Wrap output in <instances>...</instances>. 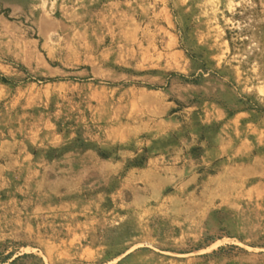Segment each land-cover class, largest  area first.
I'll use <instances>...</instances> for the list:
<instances>
[{
	"label": "rangeland",
	"instance_id": "374dc122",
	"mask_svg": "<svg viewBox=\"0 0 264 264\" xmlns=\"http://www.w3.org/2000/svg\"><path fill=\"white\" fill-rule=\"evenodd\" d=\"M0 264H264V0H0Z\"/></svg>",
	"mask_w": 264,
	"mask_h": 264
}]
</instances>
